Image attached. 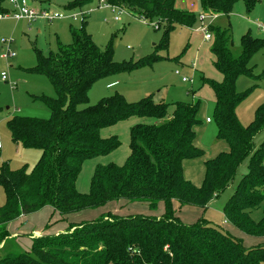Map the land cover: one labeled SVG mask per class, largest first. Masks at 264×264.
<instances>
[{
	"label": "trees",
	"instance_id": "1",
	"mask_svg": "<svg viewBox=\"0 0 264 264\" xmlns=\"http://www.w3.org/2000/svg\"><path fill=\"white\" fill-rule=\"evenodd\" d=\"M92 1L68 0L66 7L80 9ZM102 1L162 30L155 52L166 50L175 27L191 28L196 23L193 13L175 7V0ZM237 2L249 14L264 0H199L203 13L218 16H228ZM7 12L0 5V14ZM83 24L84 19L81 28L70 29L71 42L59 45L56 52L34 51L36 64L31 71L45 76L55 92L52 99L40 98L49 118L15 116L6 123L12 142L40 151V158L28 172L10 170L6 164L0 168L5 196L0 206V244L9 245L13 231L9 226L18 218L49 208L56 219L43 226L40 236L28 237L31 243L26 252H8L0 257V264H264V210L258 222L250 216L264 202V139L258 148L253 143L264 130V103L247 126L235 114L237 105L257 87L253 83L238 93L237 78L254 82L264 78V72L254 75L249 65L264 50V39L247 32L239 39V53L234 54L229 29L207 28L212 67L219 79L201 78L200 82L212 91L217 137L227 150L203 162V180L195 186L184 178L182 162L203 156L193 145L198 102L177 103L168 112L167 104L154 103L151 96L127 102L114 93L87 105L89 88L97 80L130 74L161 58L154 53L134 63L114 62L111 45L99 49ZM132 117L139 122L129 129L125 161L96 165L88 192H78L76 181L83 163L107 156L120 145L116 136L103 137L102 131ZM245 160L246 173L222 207L224 225L235 235L223 234L202 219L192 224L180 220L182 208L205 210L234 181ZM116 204L146 210L123 215L108 211L91 220L75 218ZM247 239L250 245H245Z\"/></svg>",
	"mask_w": 264,
	"mask_h": 264
},
{
	"label": "rangeland",
	"instance_id": "2",
	"mask_svg": "<svg viewBox=\"0 0 264 264\" xmlns=\"http://www.w3.org/2000/svg\"><path fill=\"white\" fill-rule=\"evenodd\" d=\"M15 2L18 5L25 2L27 7L37 12L46 10L64 16L85 13L83 29L91 36L93 43L99 49L103 50L108 44L111 45L114 62L134 63L154 53L160 56V60L150 66L142 65L130 74L107 75L97 80L89 88L87 105H94L100 99L114 93L122 95L127 102H136L151 96L154 103L167 104L168 112H171L174 104L198 102L196 116L198 124L194 127L193 145L202 151L203 156L186 160L188 161L186 164H189L192 174L200 171L201 179L198 184L202 183L203 162L227 150L226 143L217 137L212 91L200 82L201 78L213 81L219 79L212 67L211 42L204 39V34H210V32H204L203 29L208 25L229 29L232 40L230 48L234 54H237L239 53V39L243 34L249 32L254 37L264 39L262 27L257 28V24L264 26V3L257 4L251 13L246 14L242 2H237L228 16H217L214 19L204 17L200 21L199 16L204 13L200 8L199 0H175V7L193 13L196 23L191 28L175 27L169 33L166 50L160 49L155 52L154 47L160 42L162 30H155L151 24L127 13L112 12L103 4L98 5L97 0H93L80 9L70 10L66 7L68 0H15ZM0 3L1 7L9 13L0 18V168L6 164L10 170L24 168L28 172L40 158V151L13 143L6 123L15 116L42 120L49 118L48 108L40 98L52 99L55 97V92L45 76L31 71L36 64L34 51L37 49L42 54H47L56 52L59 45L69 44L71 42L70 29L81 28L83 19L76 18L73 21L66 18L51 22L15 20L10 12H15L16 9L9 4V0H0ZM115 16L119 18V21H114ZM7 52L13 53L14 57L3 58L2 55ZM249 65L254 68V75L262 74L264 72V50L257 53ZM175 71L179 72V75L174 74ZM181 77L186 78L187 83H182ZM253 83L257 84V87L252 88L235 109L236 117L242 126H247L253 120L255 110L264 103V78L259 82H254L246 77H238L235 82V89L238 93L251 88ZM206 119H209V123ZM137 122L139 119L132 117L102 131L103 137L116 136L120 145L107 156L83 163L76 181V188L79 192H88L90 178L96 165L108 163L121 165L125 161L129 154L128 132L130 127ZM263 139L264 130L254 137L255 148L259 147ZM247 164L248 160H245L240 165L234 181L223 193L211 200L205 210L201 211L196 207L182 208L179 212L180 220L183 223L192 224L197 219H202L223 234L229 231L235 235L228 224L224 225L222 207L241 175L246 173ZM4 204L5 196L0 186V206ZM108 206L111 207V205ZM136 208L140 212H132L133 209L128 208L130 212L124 213H143V210H146L142 206ZM102 210L83 214L81 217L91 220L97 217ZM106 210H109V207H105L104 211ZM263 210L264 202L250 214L251 219L258 222L263 215ZM41 225V220L37 218V215L33 219L18 218L15 220L11 230L17 231L8 238L9 245L0 244V257L12 251L26 252L31 243L28 237L40 236ZM248 240L251 239L243 240L245 245H250L251 241Z\"/></svg>",
	"mask_w": 264,
	"mask_h": 264
},
{
	"label": "built area",
	"instance_id": "3",
	"mask_svg": "<svg viewBox=\"0 0 264 264\" xmlns=\"http://www.w3.org/2000/svg\"><path fill=\"white\" fill-rule=\"evenodd\" d=\"M98 4H103L105 7L110 8L112 10V12L117 11L119 13H122L123 11L115 8V7H110L106 4L103 3L102 0H97ZM9 4H11L15 10V12H10L11 16L15 19V20H27V21H35V20H41V21H53V20H62V19H71L73 21L76 20V18H80L83 19L85 13H73V14H69L67 16H64L60 13L57 12H49V11H41V12H37L29 7L26 6L25 2H21L20 5H18L15 0H9ZM125 13V12H124ZM9 13H4V14H0V18L1 16H5L8 15ZM218 15H208L206 13L201 14L199 16V20L202 21L204 19V17H210V18H216ZM142 20V19H140ZM114 21H119L118 17H114ZM144 21V20H143ZM209 26V25H208ZM208 26L206 28L203 29L204 32H208ZM262 27V28H261ZM257 28H261L262 32L264 33V26H261L260 24H257ZM204 39L209 41L211 39V36L209 33H205L204 34ZM3 58L6 57H14V54L11 52H7L6 54L2 55ZM175 74L178 75L179 73L177 71H175ZM3 76V75H2ZM3 79V77H2ZM182 82H187L188 80L184 77L181 78ZM191 82V81H189ZM206 122H209V119H206Z\"/></svg>",
	"mask_w": 264,
	"mask_h": 264
},
{
	"label": "crops",
	"instance_id": "4",
	"mask_svg": "<svg viewBox=\"0 0 264 264\" xmlns=\"http://www.w3.org/2000/svg\"><path fill=\"white\" fill-rule=\"evenodd\" d=\"M98 4V3H97ZM260 4V3H259ZM99 5V4H98ZM107 8V7H106ZM107 9H110V8H107ZM111 10V9H110ZM112 11V10H111ZM8 13V12H7ZM85 16L86 15H84V18H85ZM210 41V40H209ZM211 42V41H210ZM211 44V43H210ZM179 73V72H178ZM175 74V73H174ZM179 75V74H178ZM219 77V76H218ZM217 77V78H218ZM182 78V77H181ZM218 80V79H217ZM182 82V81H181ZM182 83H187V82H182ZM209 123V122H208ZM98 159V158H97ZM186 163H188V161H186V160H184L183 162H182V172H183V170H184V173H183V176L185 177V179H187V180H189L192 184H194L195 186H198L199 184H201V183H199L198 184V182L200 181V179H201V173H200V171H197V172H195L194 174H192L191 172H190V169H189V164H186ZM204 169V168H203ZM185 174V175H184ZM78 179V178H77ZM76 184H77V182H76ZM198 184V185H197ZM77 189V188H76ZM78 191V190H77ZM79 192V191H78ZM81 193V192H80ZM106 207H109V210H106V211H104V210H102V212H100V213H106V212H111V213H115V214H120V215H123V214H126V213H124V212H130V211H128L127 209L128 208H132L133 209V211L132 212H136V211H138V212H140L139 210H137V208H136V206H124V208H122V206H121V204H116V205H111V207L110 206H106ZM136 208V209H135ZM161 208V207H160ZM102 209H104V208H102ZM160 210V209H159ZM88 214V213H87ZM127 214H129V213H127ZM37 215V218H39L40 220H41V223H42V225H41V229L40 230H42V228H43V226L49 221V220H54V219H56V217L54 216V214H53V212H52V210H50L49 208H46V209H43V210H41L40 212H38V213H36V214H34V215H31V216H28V217H24V218H22V219H33V217L34 216H36ZM81 215H83V214H80V215H78L77 217H80V218H76L77 220H81V219H85L84 217H81ZM12 224L9 226V228L10 229H12ZM39 230V231H40ZM15 231H17V230H13V232H12V234H14V232ZM39 231H31V232H39ZM30 232V233H31ZM40 232H42V231H40ZM55 233H57V231H54V233L53 234H55ZM10 235V237L11 236H13V235Z\"/></svg>",
	"mask_w": 264,
	"mask_h": 264
}]
</instances>
